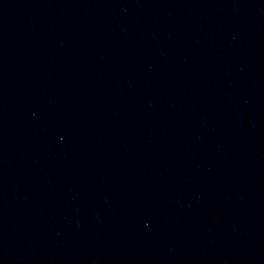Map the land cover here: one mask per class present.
<instances>
[{
    "label": "water",
    "instance_id": "water-1",
    "mask_svg": "<svg viewBox=\"0 0 264 264\" xmlns=\"http://www.w3.org/2000/svg\"><path fill=\"white\" fill-rule=\"evenodd\" d=\"M0 264H264V0H0Z\"/></svg>",
    "mask_w": 264,
    "mask_h": 264
}]
</instances>
